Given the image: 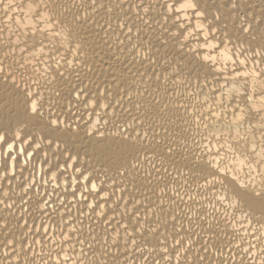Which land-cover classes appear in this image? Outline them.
<instances>
[{
    "label": "snow or ice",
    "instance_id": "snow-or-ice-1",
    "mask_svg": "<svg viewBox=\"0 0 264 264\" xmlns=\"http://www.w3.org/2000/svg\"><path fill=\"white\" fill-rule=\"evenodd\" d=\"M0 11V264H264V0Z\"/></svg>",
    "mask_w": 264,
    "mask_h": 264
},
{
    "label": "bare ground",
    "instance_id": "bare-ground-1",
    "mask_svg": "<svg viewBox=\"0 0 264 264\" xmlns=\"http://www.w3.org/2000/svg\"><path fill=\"white\" fill-rule=\"evenodd\" d=\"M2 15H3V13H2V11H0V17H2ZM0 26H2V25H0Z\"/></svg>",
    "mask_w": 264,
    "mask_h": 264
}]
</instances>
